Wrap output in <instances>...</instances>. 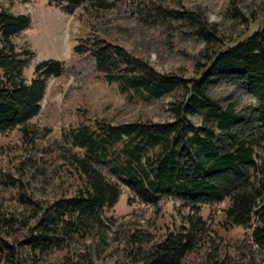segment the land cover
I'll list each match as a JSON object with an SVG mask.
<instances>
[{"label":"trees","instance_id":"obj_1","mask_svg":"<svg viewBox=\"0 0 264 264\" xmlns=\"http://www.w3.org/2000/svg\"><path fill=\"white\" fill-rule=\"evenodd\" d=\"M85 1L50 0L69 14ZM119 1L90 0L84 11L111 9ZM126 1L142 20L167 30L184 29L204 44L194 76L160 73L104 38H85L75 44V55L90 57L104 80L116 84L128 98L153 102L171 97L166 109L170 121L76 128L72 144L87 155L62 148V169L75 182L71 190L49 201L34 199L32 188L27 192L34 164L24 155L17 167V185L11 176L0 178L6 187H18L17 200L23 205L19 214L0 209V264H41L54 253L62 254L60 264H94L108 247L105 228L113 225L104 213L114 208L121 194L102 166H108L146 204L174 198L197 217L201 205L226 201L225 222L250 228L255 245H264V160H256L264 144V23L226 45L223 32L208 22L199 7L176 10L156 0ZM228 14L237 20L246 17L234 0ZM29 24V15L0 12V133L17 130L26 146L35 145L36 132L26 124L39 113L46 78H59L66 71L63 62L43 61L26 83L22 75L26 52L17 53L11 39ZM217 87L246 93L257 103L238 110L235 102L223 104L213 97ZM197 220L148 247L149 240L139 231L124 232L121 241L129 264H181L196 246L201 222ZM116 233L118 228L114 237Z\"/></svg>","mask_w":264,"mask_h":264},{"label":"rangeland","instance_id":"obj_2","mask_svg":"<svg viewBox=\"0 0 264 264\" xmlns=\"http://www.w3.org/2000/svg\"><path fill=\"white\" fill-rule=\"evenodd\" d=\"M89 1L69 14L50 0H0V12L30 17L29 26L11 39L17 53L26 52L22 55L25 61L22 75L26 83L32 79L35 67L43 61L63 62L66 67L61 77L46 78L39 113L26 124L29 130L36 132L35 145H22L17 130L0 133V178L11 176L17 185L20 177L17 167L24 155L29 156L34 165L27 192L30 194L32 188L34 199L41 201L52 200L72 189L75 180L65 172V167L62 169L59 157L62 148H70L80 156L87 155L84 149L72 144L71 136L76 128L93 129L99 123L114 126L170 121L166 109L171 97L153 102L128 98L120 93L116 84L104 80L90 57L75 55V44L85 38H104L144 59L154 70L186 79L194 76L197 56L204 48L203 43L190 38L184 29L167 30L160 24L142 20L126 0H120L111 9H89L87 12L84 6ZM156 1L176 10L199 7L208 22L223 32L226 45L243 39L264 23V0H234L246 14L245 20L234 19L228 14L233 0ZM211 94L223 104L235 102L238 110L257 103L253 96L229 87L214 88ZM256 160H264V144L257 150ZM108 168L100 167L105 176L119 185L121 194L114 208L104 213L113 225L105 228L108 247L94 264H129L127 252L123 250L126 244L121 241L126 231H139L149 240L145 243L148 247L170 231L186 226L190 220L198 223L197 218L201 222L196 246L193 252L184 256L181 264H212V261L215 264H264V245H255L251 229L232 227L225 222L226 201L201 205L197 217L174 198L162 197L156 205L146 204ZM18 191L17 186L15 189L0 183L1 210L14 214L23 211V205L17 200ZM116 228L118 233L114 237ZM109 253L111 257L108 258ZM61 256L54 253L41 264H60Z\"/></svg>","mask_w":264,"mask_h":264}]
</instances>
